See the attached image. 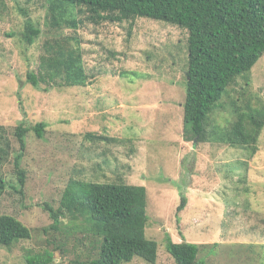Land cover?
<instances>
[{
  "label": "rangeland",
  "instance_id": "rangeland-1",
  "mask_svg": "<svg viewBox=\"0 0 264 264\" xmlns=\"http://www.w3.org/2000/svg\"><path fill=\"white\" fill-rule=\"evenodd\" d=\"M78 17L84 20L76 34L96 77L86 86L36 87L28 72L38 69L45 40L75 28H52L47 0H4L0 8V174L7 181L0 214L35 229L14 249L0 247V264H27L29 252L54 247L58 264L86 261L73 242L44 231L53 223L46 204L59 206L71 178L146 186V234L158 242V259L137 256L123 264H177L168 236L208 244L201 264H264V129L253 157L217 139L186 141L187 31L143 17L133 26ZM29 20L42 29L31 45L23 36ZM241 80L212 114L210 132L233 120V100L250 97L254 104L259 97L264 106V54L251 85ZM41 122L39 137L34 127ZM19 126L30 128L24 149ZM19 153L27 169L24 185L16 169Z\"/></svg>",
  "mask_w": 264,
  "mask_h": 264
},
{
  "label": "trees",
  "instance_id": "trees-1",
  "mask_svg": "<svg viewBox=\"0 0 264 264\" xmlns=\"http://www.w3.org/2000/svg\"><path fill=\"white\" fill-rule=\"evenodd\" d=\"M47 1L51 27L75 29L45 40L38 69L28 72V81L34 86H86L96 77L86 66L82 41L76 34L84 20L78 15L96 25L128 21L133 26L142 17L163 20L188 33L184 139H197V143L217 139L246 150L250 157L256 154L264 129V106L259 97L254 104L250 97L241 103L233 100L234 118L230 124L220 126L219 133L210 132L209 124L231 86L238 84L239 79L243 87L252 83L253 67L264 54V0ZM3 5L4 0H0V8ZM41 33L42 29L29 20L23 36L31 45ZM44 126L41 122L34 127L39 137L43 136ZM29 130L18 127L22 149ZM22 156L19 153L16 158V169L20 184L24 185L27 169L22 167ZM6 188L7 181L0 174V202ZM147 206L148 190L144 185L71 178L59 206L46 204L53 223L44 231L58 232L63 243L73 242V248L86 260H73L76 263L123 264L137 256L156 263L159 245L146 234ZM34 231L16 215L0 214V247L10 251L20 241L31 239ZM49 243L56 241L50 239ZM166 244L177 264H201L199 254L208 245L175 242L171 236ZM56 248L29 252L27 264H58Z\"/></svg>",
  "mask_w": 264,
  "mask_h": 264
}]
</instances>
